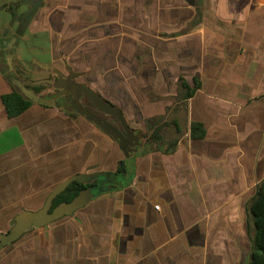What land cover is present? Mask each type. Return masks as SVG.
I'll use <instances>...</instances> for the list:
<instances>
[{
	"label": "crops",
	"instance_id": "0c3cea01",
	"mask_svg": "<svg viewBox=\"0 0 264 264\" xmlns=\"http://www.w3.org/2000/svg\"><path fill=\"white\" fill-rule=\"evenodd\" d=\"M84 36L93 67L59 63L67 51L83 60ZM134 44L133 77L101 91L98 65L127 60ZM34 79L45 87L33 90ZM181 80L194 88L184 132L170 151H144ZM12 87L32 103L9 117L1 94ZM90 92L110 109L85 102ZM121 159L131 178L109 187ZM75 175L98 183L71 212L1 245L0 264H250L246 204L264 178V0H0V232Z\"/></svg>",
	"mask_w": 264,
	"mask_h": 264
},
{
	"label": "trees",
	"instance_id": "16d2710c",
	"mask_svg": "<svg viewBox=\"0 0 264 264\" xmlns=\"http://www.w3.org/2000/svg\"><path fill=\"white\" fill-rule=\"evenodd\" d=\"M22 63H25L23 60ZM37 65H40L37 62ZM30 69L31 66L26 64ZM33 90L39 91L45 85L33 84L29 85ZM55 91H59L55 88ZM194 92L186 81L181 80L178 87L177 95L175 96L176 104L169 112L167 118H163L161 122L155 121L148 124L147 133L142 138L143 150L160 149L163 151L172 150L178 140L179 135H182L186 121V106L185 100ZM45 95H42L44 97ZM1 100L9 117L17 116L27 109L32 100L27 98L21 91L12 87L11 90L1 94ZM74 114V113H73ZM204 128L199 122L190 123V136L193 139H200L204 136ZM132 171L127 159H121L114 172H112L111 183L109 187L117 188L125 185L127 180L131 178ZM98 178L92 181H71L62 191H60L52 201L50 210L61 202H70L83 189L90 185H96ZM125 183V184H124ZM247 213L253 223V233L251 236V253L250 264H264V178L258 183L255 188V193L247 206Z\"/></svg>",
	"mask_w": 264,
	"mask_h": 264
},
{
	"label": "rangeland",
	"instance_id": "374dc122",
	"mask_svg": "<svg viewBox=\"0 0 264 264\" xmlns=\"http://www.w3.org/2000/svg\"><path fill=\"white\" fill-rule=\"evenodd\" d=\"M128 29L131 30V28H128ZM133 29L138 30V28H133ZM88 31H89V29L86 28V32H88ZM86 35H87V33H86ZM88 39H89L88 37L86 38L84 36V40H86V41L82 42V44H83V50L85 51V54H84V57H83L82 61H77V59L75 58L77 55L69 54V52L67 51V53H64L62 55L63 58L62 59L60 58L58 60V62L62 64V62L65 63L67 61L69 63V66L72 69L79 68V69H88L89 70L91 67H93V59L90 58V55H92V54H90V53L95 48L94 44H93L94 41L93 42L92 41L88 42L87 41ZM71 46H73L74 49L71 48L70 50H74V51L78 50L77 49V43H71ZM136 53L137 52H136V48H135V44H134L133 52H131L132 57L130 56V58H127V60L125 58H120L119 56H117L115 54L113 59H108V61L106 63H103V64L101 63V65H98V67H101L105 71H100L99 72V75H98L99 79H98V81H96L95 86H97L101 91L106 92L108 88L113 86L111 84V80H110L112 77L113 78L116 77V79L119 80L118 82L122 83V84L125 83V80L127 78L133 77V75H131V73H133V72L132 71H127L126 68H129L130 66H132L133 65V63H132L133 61L134 62L137 61ZM38 57H40L41 59L47 58V54L45 52H43V51L42 52L39 51ZM84 60H85V63L83 64L82 62ZM65 65H67V63H65ZM37 76L38 75H34L32 77H37ZM23 77H26V76L23 75ZM34 80H37V79H34ZM44 81H47V80L46 79H41V80H37L36 82L42 84ZM84 98H85L84 99L85 102H86L87 98H91V100L94 103H96V104H98L100 106L108 107L110 105L109 103H108L109 104L108 105L105 102H103V101H105L103 99V97L100 96L96 92H94V93L90 92L89 94L85 95ZM61 101L62 100H60V103H61ZM111 106H109V107H111ZM79 107H81V106H79ZM253 194L254 193H252L251 196H249V198L247 200V204H246L247 229H248V234H249L250 239H251V236H252V233H253V223H252V221H251V219H250V217H249V215L247 213V206H248V204L250 202V199H251Z\"/></svg>",
	"mask_w": 264,
	"mask_h": 264
},
{
	"label": "water",
	"instance_id": "95a60500",
	"mask_svg": "<svg viewBox=\"0 0 264 264\" xmlns=\"http://www.w3.org/2000/svg\"><path fill=\"white\" fill-rule=\"evenodd\" d=\"M73 180L86 181L87 177L82 175L71 176L50 192L41 208L38 210H22L19 212L15 216V222L8 232H0V246L3 244H8L19 238L27 228L31 226L46 225L50 221L61 216L63 213L71 212L73 209L79 206L82 203L85 195L88 194V188L83 189L70 202H61L52 210H50L53 198Z\"/></svg>",
	"mask_w": 264,
	"mask_h": 264
},
{
	"label": "built area",
	"instance_id": "2783aa9c",
	"mask_svg": "<svg viewBox=\"0 0 264 264\" xmlns=\"http://www.w3.org/2000/svg\"><path fill=\"white\" fill-rule=\"evenodd\" d=\"M155 208H156V209H159V205H155Z\"/></svg>",
	"mask_w": 264,
	"mask_h": 264
}]
</instances>
